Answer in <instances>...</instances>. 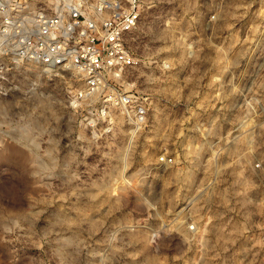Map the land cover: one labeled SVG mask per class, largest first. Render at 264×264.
<instances>
[{
	"label": "rangeland",
	"instance_id": "374dc122",
	"mask_svg": "<svg viewBox=\"0 0 264 264\" xmlns=\"http://www.w3.org/2000/svg\"><path fill=\"white\" fill-rule=\"evenodd\" d=\"M138 1L143 118L0 26V264H264V0Z\"/></svg>",
	"mask_w": 264,
	"mask_h": 264
},
{
	"label": "built area",
	"instance_id": "2783aa9c",
	"mask_svg": "<svg viewBox=\"0 0 264 264\" xmlns=\"http://www.w3.org/2000/svg\"><path fill=\"white\" fill-rule=\"evenodd\" d=\"M21 2L0 0L2 42L13 55L75 71L82 98L99 95L104 108L124 109L131 119L146 115L147 98L125 89L140 64L130 42L142 20L138 0H44L33 8Z\"/></svg>",
	"mask_w": 264,
	"mask_h": 264
},
{
	"label": "snow or ice",
	"instance_id": "6c2138e0",
	"mask_svg": "<svg viewBox=\"0 0 264 264\" xmlns=\"http://www.w3.org/2000/svg\"><path fill=\"white\" fill-rule=\"evenodd\" d=\"M145 30H147V26H145Z\"/></svg>",
	"mask_w": 264,
	"mask_h": 264
},
{
	"label": "bare ground",
	"instance_id": "6f19581e",
	"mask_svg": "<svg viewBox=\"0 0 264 264\" xmlns=\"http://www.w3.org/2000/svg\"><path fill=\"white\" fill-rule=\"evenodd\" d=\"M8 150V149H7Z\"/></svg>",
	"mask_w": 264,
	"mask_h": 264
}]
</instances>
